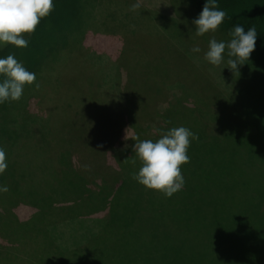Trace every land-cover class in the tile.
Masks as SVG:
<instances>
[{
    "label": "trees",
    "instance_id": "trees-1",
    "mask_svg": "<svg viewBox=\"0 0 264 264\" xmlns=\"http://www.w3.org/2000/svg\"><path fill=\"white\" fill-rule=\"evenodd\" d=\"M189 1L191 9L198 11V14L206 2ZM218 5L227 13L224 22L215 32L221 37L220 40L223 38V41H229V32L237 23L245 30L254 26L258 34L255 50L250 59L244 61L242 72L239 69L233 71L230 78L229 73L224 70L218 76L221 81H226L228 77L230 82L232 80L234 85L228 93L214 84L216 77L210 78V81L206 79V82L201 81L196 73L192 80L193 68L190 62L182 61L180 51L169 58L167 47V50L162 49L167 52L164 53L167 58L162 60L169 58L175 61L178 57L183 62V73L180 72L174 78H161L163 88L155 96L151 108H147L145 102L132 99L133 90L144 82L145 77H149L151 67L156 75L158 71H162V62H158L159 55L154 53V49L149 53L142 48L143 54L118 64V70L127 72V79L120 72L116 75L115 83L116 88L120 89V98H110L100 91L92 92L91 88L87 89L94 83L89 72L81 77L87 91L79 99L72 98L68 109L62 108L59 111L62 116L56 117L60 121L53 122L51 118L44 120L47 125L51 122L56 134L61 132L62 135L64 129L59 127L66 120L69 121L70 129L73 127L71 125L83 126L86 121L91 120L97 127L104 126L106 136L103 138L112 153L107 159L113 157L116 166L111 173L105 172L100 184L91 183V180L84 177L88 185L82 179L79 180V185L83 186H79L74 150L81 148L72 145L71 149L67 146L58 150V169L65 178L71 174L73 179L68 185L75 195L83 193L86 196L85 204L89 200L94 203L99 198L101 210H107L109 215L100 233L92 235L83 246L66 248L59 242V238H55L56 242L45 240V250L57 254L60 263L63 257L67 259L69 256L70 261L76 264L84 258L81 255L86 248L97 246V254L87 258L86 264H116L115 250L118 245L122 246L124 239L129 238L136 245V255L124 264H264V118L257 109L258 105L256 106L257 100L264 105V0H218ZM177 27L176 23L173 28L175 38H167L166 44H175L174 41L181 37ZM11 46L4 47L5 50L0 55L6 53ZM180 46L184 45L181 43ZM66 47L68 55L62 59L63 70L57 75V89L59 85H63L62 79L72 76L71 70H76L77 67L78 60L75 62L74 58L69 57V54L73 55L76 51L77 44L68 43ZM185 48L188 49L189 46ZM159 65L160 68L157 69ZM164 66H169V61ZM74 73L76 77L79 71ZM181 77L188 80L191 87L202 83L203 89L193 90L189 87L190 91L201 95L205 102H212L215 108L204 104L205 110L197 107L192 110L182 109L183 102L189 96L187 95L166 114L161 115L158 106L160 101L168 97L167 85ZM83 87L80 89L85 90ZM256 90L258 95L254 94ZM84 101L91 106L89 110L84 108ZM89 113L92 114L90 118ZM32 118L29 116L24 119ZM38 119L35 116V120ZM119 121L125 123H118ZM210 122L218 126L216 135L209 134ZM152 124H159L158 132L153 136ZM179 126L190 129L198 139L191 141L188 149L190 162L181 166L185 179L183 189L171 198H165L160 192L148 190L132 179V175L141 167L140 160L132 151V145L137 137L140 140L156 141L162 130ZM76 133L70 131L72 135ZM122 135L125 137L122 138ZM123 142L128 144V148L114 153L116 143L117 146H122ZM108 167L109 165L107 169ZM54 172L55 170L52 177L58 174ZM33 195L35 192L31 190L26 194L30 199L34 198ZM81 215L89 214L83 212ZM22 241L27 246L25 236ZM37 242L39 240L35 239V245ZM28 246H31V242H28ZM33 255L32 262L35 264L37 257ZM38 263L43 264L41 261ZM60 263L51 259L50 264Z\"/></svg>",
    "mask_w": 264,
    "mask_h": 264
},
{
    "label": "rangeland",
    "instance_id": "rangeland-1",
    "mask_svg": "<svg viewBox=\"0 0 264 264\" xmlns=\"http://www.w3.org/2000/svg\"><path fill=\"white\" fill-rule=\"evenodd\" d=\"M135 3L140 4L139 9L130 11V6ZM189 4V0H54V11L40 21L33 34H25V38L29 40L27 48L5 46L11 47L0 57L13 55L26 70L36 74V81L34 85L25 87L19 101L0 105V147L4 148L8 163L7 170L0 175V185H7L9 189L7 193L0 194V264H33V254L37 257L35 264H39L38 261L50 264L51 259L60 263L57 254L45 250V240L56 242L55 238H59V242L66 248L83 246L92 235L100 233L109 218L107 210H101L102 203L99 198L94 203L89 200L85 204L86 196L83 193L75 195L68 185L73 179L71 174L65 178L60 174L61 170L56 163L59 149L67 146L71 149L75 145L76 148H81L74 150V164L80 177L77 178L78 185L82 179L88 185L85 178L91 180V183L100 184L105 172L111 173L116 168L113 157L107 159L112 153L103 138L106 136L104 126L97 127L91 120L86 121L83 126L71 125L73 127L70 129L69 121L66 120L59 127L64 129L62 135L61 132L56 134L51 122L49 125L44 123V120L50 118L53 122H59L60 118L56 117L62 116L59 111L62 108L68 109L72 98L79 99L85 94L87 90L81 80L83 75L90 72L94 82L87 89L91 88L92 92L100 91L102 95L110 98H120V89L118 86L116 88L115 83L116 75L120 72L127 79V72L118 70V64L143 54L142 48L149 53L154 49V53L159 55L158 62H162V71H158L156 75L151 67L149 77H145L144 82L137 85L132 94L133 100L145 102L146 107L151 108L155 96L163 88L161 78H174L183 71L181 59H169L172 54L176 55L175 52L180 51L182 61L190 62L193 68L192 80L196 73L201 81H210V78L216 77L213 82L219 89L227 93L232 89L234 84L232 80L229 81V77L226 81H221L218 77L224 70L229 73L230 78L233 76V71L226 68L228 57L225 56V63L214 67L203 58L202 53L208 50L210 39L223 41V38L220 40L221 37L216 33L197 37L192 21L199 14ZM172 20L177 23L181 36L174 41L176 45L166 44L168 39L172 40L176 35L173 29L176 23ZM71 42L78 46L73 55L69 54L75 62L78 60L77 67L76 70H71L72 76L62 79L63 85H59L58 90L57 75L63 70L62 59L68 55L67 44H74ZM181 43L189 48L180 46ZM167 47L170 57L165 61H169V66H164L166 62L162 59L167 56L162 49L167 50ZM193 47H199L201 54L192 53L190 50ZM63 48L65 49L62 51ZM4 50L2 48L0 52ZM238 69L241 72L243 70L242 66H238ZM39 70L41 71L38 72ZM74 71H79L76 77ZM241 75L244 76V73ZM124 83L126 85L127 81ZM81 86L85 90L80 89ZM128 86L132 88L129 84ZM189 87L191 84L182 77L169 82L168 97L160 101L158 106L161 115L166 114L187 95L189 96L183 102L182 109L192 110L197 107L205 110L204 104L215 108L212 102H205L201 95L190 91ZM201 87L202 83H199L191 89H203ZM254 94L258 95V90ZM199 101L204 103H198ZM83 106L87 110L91 107L87 101L83 102ZM256 106L264 118V105L257 100ZM29 116L33 117L32 120L24 119ZM35 116L39 119L35 120ZM88 116L90 118L92 114L89 113ZM210 123L209 134L216 135L218 126ZM162 124L164 127V122ZM152 126L153 136L158 132L159 124ZM70 131L77 133L72 135ZM122 144L117 146L116 143L117 149L114 153L128 148V144ZM54 170L58 174L52 177ZM30 190L35 192L33 199L26 196ZM83 212H88L89 215H81ZM23 236L27 246L23 245ZM35 239L39 240L36 245ZM28 242H31V246H28ZM98 250L97 246L86 248L81 255L84 258L76 264H86L85 260L96 255ZM135 250L134 241L124 239L122 246L118 245L115 250V263H127L136 255ZM62 259L60 264H74L69 256Z\"/></svg>",
    "mask_w": 264,
    "mask_h": 264
},
{
    "label": "clouds",
    "instance_id": "clouds-1",
    "mask_svg": "<svg viewBox=\"0 0 264 264\" xmlns=\"http://www.w3.org/2000/svg\"><path fill=\"white\" fill-rule=\"evenodd\" d=\"M139 3L130 6V11H137ZM54 11V0H0V49L7 45L27 48L30 36L40 21ZM227 13L219 8L218 0H206L202 11L192 21L195 35L202 37L215 33L224 22ZM227 42L212 38L208 41V50L204 59L212 66L219 67L226 63L231 71H238L244 61L250 59L255 50L257 31L240 25L232 26ZM227 50V51H226ZM192 53H200L199 47H193ZM36 74L26 70L13 55L0 57V105L6 102L19 101L26 86L35 84ZM37 88L38 84L35 85ZM198 137L184 126L162 130L156 141L136 138L132 151L141 162L139 170L132 175L137 183L148 190L160 192L165 198H171L185 185L181 166L190 162L188 149L191 141ZM135 163V161H133ZM8 163L3 147H0V175L7 170ZM9 191L7 185H0V194Z\"/></svg>",
    "mask_w": 264,
    "mask_h": 264
}]
</instances>
